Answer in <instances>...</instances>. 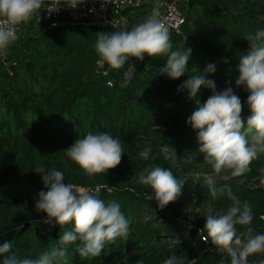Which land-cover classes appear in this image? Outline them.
<instances>
[{
    "label": "trees",
    "instance_id": "obj_1",
    "mask_svg": "<svg viewBox=\"0 0 264 264\" xmlns=\"http://www.w3.org/2000/svg\"><path fill=\"white\" fill-rule=\"evenodd\" d=\"M180 8L184 22L179 33L170 30L173 50L192 51L188 71L176 80L160 74L165 56L134 58L119 70L107 64L99 67L94 44L98 33L110 32L107 27H46L33 20L20 26L7 56H0V246L13 244L9 253L0 254V264L13 253L23 258L48 253L58 246L60 235L73 228L68 224L62 229L55 220L42 222L46 214L37 212L35 202L46 189L35 172L37 166L62 171L65 183L79 187L107 184L112 191L101 189L100 198L119 203L130 222L127 239L106 244L99 257L82 259L77 241L68 246L66 262L61 264H137L138 260L162 264L171 255L184 259L193 255L186 264H230V258L204 242L206 233L199 232L206 221L190 220L185 211L207 207L215 214L226 211L231 201L227 195L213 199L209 185H194L183 175L187 164L214 171L203 163L197 132L186 123L196 108L195 99L178 88L192 75L203 74L208 64H215V73L206 79L215 81L217 91L233 88L246 124L251 115L249 93L243 86L237 88L235 80L240 59L250 50L248 35L264 29V0H184ZM123 13L131 29L148 17L149 9L145 5ZM125 72L131 75L128 82ZM211 94L202 86L200 103ZM88 132H106L122 143L121 163L106 175L89 177L66 155L65 150ZM164 144L175 149L176 160H165ZM146 145L152 151L144 159L139 153ZM155 166L186 180L179 199L163 210L150 199L152 189L139 183L140 173ZM261 176L264 154L252 162L250 172L215 184H228L242 202L252 206L250 226L256 234H264ZM251 180L253 184H248ZM170 240L178 242L169 246ZM261 259L264 253L248 257L249 264Z\"/></svg>",
    "mask_w": 264,
    "mask_h": 264
},
{
    "label": "clouds",
    "instance_id": "obj_2",
    "mask_svg": "<svg viewBox=\"0 0 264 264\" xmlns=\"http://www.w3.org/2000/svg\"><path fill=\"white\" fill-rule=\"evenodd\" d=\"M59 2L54 0L55 4ZM66 2L74 8L81 0ZM43 6L44 0H0V56H7L9 47L18 39L20 26L30 22ZM57 9L51 8L49 13ZM159 15L154 9L130 30L98 33L94 44L98 62L119 70L132 58L142 61L145 56H165L166 63L160 68V74L172 80L184 76L192 50H173L170 29L161 22ZM247 40L250 50L241 57L235 80L237 88L243 86L249 93L247 105L251 115L246 124L241 116V99L233 88L228 86L217 91L215 81L206 79V75L215 73V64H208L203 74L192 75L178 88V91L186 90L190 99H195L196 108L186 123L197 132L203 163L225 179L250 172L252 162L264 154V29L249 34ZM202 86L212 93L203 104L198 99ZM151 151V145H146L139 155L147 159ZM65 152L85 175L91 177L106 175L110 169H115L121 163L124 149L119 139L106 132H88ZM161 152L165 160L177 159L175 149L167 144L162 146ZM35 172L46 189L38 193L35 202L37 212L46 214L42 222L50 224L55 220L62 229L68 224L73 228L60 235L58 246L50 252L37 258H23L13 253L5 257L3 264H61L66 262L68 246L77 241L80 257L91 259L99 257L106 244H114L118 238L127 239L130 222L120 204L106 203L100 198L101 189L112 191L107 184L84 188L65 183L64 173L54 168L37 166ZM139 183L152 189L150 199L163 210L179 199L186 180L177 179L168 168L155 166L140 173ZM260 183L264 186V176L260 177ZM209 192L213 199L227 195L231 205L224 212L205 214L206 223L199 233H206L204 242H210L216 252L230 258V264H249V256L264 253V234H256L250 226L254 216L252 206L247 201L242 202L228 184L216 186L209 181ZM237 226L244 230L238 231ZM12 248L11 242H5L0 246V254L9 253ZM137 264L143 261L138 260ZM163 264H184V258L171 255ZM257 264H264V259Z\"/></svg>",
    "mask_w": 264,
    "mask_h": 264
},
{
    "label": "built area",
    "instance_id": "obj_3",
    "mask_svg": "<svg viewBox=\"0 0 264 264\" xmlns=\"http://www.w3.org/2000/svg\"><path fill=\"white\" fill-rule=\"evenodd\" d=\"M184 0H81L76 7L71 8L66 0L55 4L54 0H44L42 9L32 18L35 24L43 23L46 27L58 26H99L107 27L110 32L129 30L128 16L123 13L125 9H135L147 6L149 15L158 10L161 22L170 30L179 33L184 22V15L180 4ZM58 8L49 13L51 8ZM31 20V21H32ZM101 67L102 63H97ZM106 74L105 71L102 72ZM125 82L131 78L125 72Z\"/></svg>",
    "mask_w": 264,
    "mask_h": 264
},
{
    "label": "rangeland",
    "instance_id": "obj_4",
    "mask_svg": "<svg viewBox=\"0 0 264 264\" xmlns=\"http://www.w3.org/2000/svg\"><path fill=\"white\" fill-rule=\"evenodd\" d=\"M187 165H189L188 166L189 169L186 172H184L183 175L189 178L190 181L193 182L194 185L203 186V185H209V181H212L214 184H216V183H220L226 180H230V179H225L223 175L217 176L215 173H208L205 171V169L202 166L195 165V164H187ZM182 168L184 167L182 166ZM248 184H253V180H251ZM185 211L187 212V217L190 220H205L206 221L205 214L209 213L211 211V208L198 207L194 210L187 209ZM211 213L213 212L211 211ZM176 242H178V240H170L168 243H169V246H171ZM193 258H194L193 255H189V258L184 259V264L188 263V261H190Z\"/></svg>",
    "mask_w": 264,
    "mask_h": 264
}]
</instances>
